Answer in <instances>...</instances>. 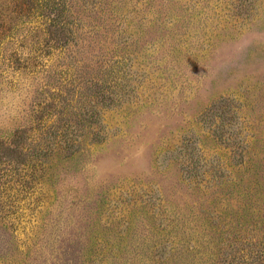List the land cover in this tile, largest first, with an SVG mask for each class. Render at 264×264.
<instances>
[{
  "label": "rangeland",
  "instance_id": "obj_1",
  "mask_svg": "<svg viewBox=\"0 0 264 264\" xmlns=\"http://www.w3.org/2000/svg\"><path fill=\"white\" fill-rule=\"evenodd\" d=\"M0 264H264V0H0Z\"/></svg>",
  "mask_w": 264,
  "mask_h": 264
}]
</instances>
